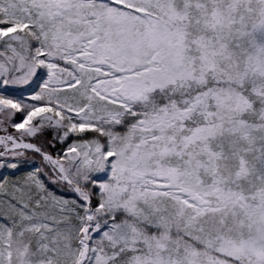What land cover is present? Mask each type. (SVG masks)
Instances as JSON below:
<instances>
[{"label": "snow or ice", "instance_id": "1", "mask_svg": "<svg viewBox=\"0 0 264 264\" xmlns=\"http://www.w3.org/2000/svg\"><path fill=\"white\" fill-rule=\"evenodd\" d=\"M0 264H264V0H0Z\"/></svg>", "mask_w": 264, "mask_h": 264}, {"label": "trees", "instance_id": "2", "mask_svg": "<svg viewBox=\"0 0 264 264\" xmlns=\"http://www.w3.org/2000/svg\"><path fill=\"white\" fill-rule=\"evenodd\" d=\"M51 141V136L50 135H45L39 138V141H34V142H39L42 144H47ZM59 149V144H57V147L55 149L49 148V151L55 152ZM29 155H32L31 153H29ZM38 159V158H37ZM3 174H9L7 170H5V172Z\"/></svg>", "mask_w": 264, "mask_h": 264}, {"label": "rangeland", "instance_id": "3", "mask_svg": "<svg viewBox=\"0 0 264 264\" xmlns=\"http://www.w3.org/2000/svg\"><path fill=\"white\" fill-rule=\"evenodd\" d=\"M72 142V140L70 139L69 141H68V143H71ZM61 146L59 145V148H60Z\"/></svg>", "mask_w": 264, "mask_h": 264}]
</instances>
